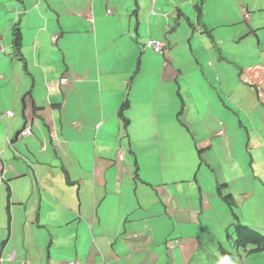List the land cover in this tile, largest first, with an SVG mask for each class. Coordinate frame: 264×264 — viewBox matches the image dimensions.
I'll use <instances>...</instances> for the list:
<instances>
[{"label": "crops", "instance_id": "obj_1", "mask_svg": "<svg viewBox=\"0 0 264 264\" xmlns=\"http://www.w3.org/2000/svg\"><path fill=\"white\" fill-rule=\"evenodd\" d=\"M15 26L24 62L13 58ZM148 40L162 42L163 54L146 48ZM210 53L214 74L219 66L239 72L228 88H221L222 81L211 85L207 96L201 90L205 81L199 82L205 72L200 61ZM247 69L264 87V0H0V218L6 216L0 257L16 256L3 264H205L196 227L214 203H225L200 184L199 209L176 210L167 183L149 189L150 181L141 177L140 160L149 163L159 118L149 88L159 82L161 93L164 85L176 86L170 103L178 99L182 109L185 100L203 94L202 105H194L180 126L196 129L200 146L209 144L206 163L218 142L231 143L233 152L237 143L241 148L239 130H258L264 142V92L255 84L243 90ZM125 101L126 132L141 137L137 145L147 149L139 153L133 140L134 156L114 134L123 129L118 111ZM245 101L250 107H243ZM178 117L173 115L174 128ZM26 126L32 134L19 136ZM257 145L251 150L264 148ZM134 161L146 185L136 181ZM210 163L199 169L213 174L214 189L227 185L234 216L241 206L236 192L244 184L233 188L231 182L257 175L237 167L226 179L217 175L222 164ZM31 204L33 211L26 207ZM165 220L171 223L168 232ZM225 222L221 230L230 235L232 222ZM183 223L191 231L182 233ZM211 259L207 264L222 262Z\"/></svg>", "mask_w": 264, "mask_h": 264}, {"label": "rangeland", "instance_id": "obj_2", "mask_svg": "<svg viewBox=\"0 0 264 264\" xmlns=\"http://www.w3.org/2000/svg\"><path fill=\"white\" fill-rule=\"evenodd\" d=\"M211 47H208V50ZM210 58L202 59L200 63L204 65L205 72H203V77L200 78V86H204V82L206 83L205 88L201 89L203 93L205 92L207 96L212 95V91L210 87L211 85H219L222 81L221 88H228V82L229 80H235L236 73L239 72L238 69L235 67H228L227 66H219L221 69L220 71H217L216 74H214V66H217L216 61L213 60L211 56H213V53H210ZM207 56V55H206ZM151 62L153 61V58L150 59ZM213 65V67H212ZM208 70H211L208 73ZM246 72V78L244 80V89L243 90H254V88H250V84H255L256 89L264 92V87L258 82V79L260 77L253 78L250 76L248 72H252L253 69H247ZM224 79H227L226 81ZM244 79V78H242ZM164 89H162L159 93V82L157 83L156 88H149L150 93L154 92L155 99L158 102V123L156 124L155 129L156 133L153 135L150 139L151 142L149 143V155L150 159H147L149 161L148 164H145L143 160L145 158H141L140 162L142 164V171H141V177L146 178L148 181H150L151 184L149 185H164V183H167L168 186L166 188V194L169 195V197L173 200V206L174 209H178L182 205H185L187 207H192L194 209H199V201H200V194H199V186L198 185H204L206 188H212L214 194L216 193V187L213 188V185L215 183V177H213V174H209L204 170V167H206V163L208 165H211L210 161H219L220 165L222 166L217 169L219 172L217 175L219 177H226V179H230V175H232L230 172L233 169L238 170L241 169L242 171L247 172V174L251 173L256 174L257 178H252L251 176L247 178V181L243 180H235L231 182V186L233 188H238L240 185L244 184V188L242 189V192H236L238 194V200L240 203V209L237 213L239 217V221L242 223L248 224L249 227L253 228L254 230H257L264 236V148L257 149V150H251L256 149V145L258 143V148H260L261 144L264 143L258 138H260V134L258 130L251 129L249 131V134H246L244 130L237 131V139L240 143L241 148L239 147L238 143L234 146V152L231 150V143L230 144H224L221 142L216 143L214 146L216 147V151L213 150V152H208L206 156L210 161L207 160L205 163V158L202 157V167L200 168V160L197 154L198 148H208L209 144H206L204 146H200L199 144H196L192 142V139L190 135L185 132L182 127L180 126V122L183 121L185 118H189L187 114L189 113V110L191 109L192 112L194 110V105L197 107L202 105V95L198 94L197 97L194 99L186 101V107L182 109V106H177L181 104L178 99H176L172 104L170 103V95L174 97V94H177L178 88L176 86L172 85H164ZM171 88V92L168 90ZM240 88H237L239 90ZM235 91V89H227ZM246 92L242 93L243 98L245 97ZM191 95V93H188L187 96ZM153 99V100H155ZM191 103V104H189ZM250 102L245 101L243 102V107H250ZM174 111V112H173ZM183 111V112H182ZM170 112V117L168 118V113ZM180 112V117H178L177 120L173 121L172 127V118L173 115H177ZM195 113V111H194ZM193 113V114H194ZM192 118H195L198 120L199 118L197 115L193 116ZM198 118V119H197ZM168 119L167 126H165L164 120ZM139 124L145 123L143 121L138 122ZM170 123V124H169ZM169 124V125H168ZM255 124L258 126L260 123L259 121L255 122ZM179 131H177V129ZM161 135H163L161 137ZM148 141V140H147ZM249 142V151L247 152L245 149V144ZM230 148V152L232 156L235 158V164L231 165L229 159H228V152L226 149ZM139 153L145 152L147 149L144 147H136L134 148ZM153 151L156 153L153 154ZM244 155H251L253 158V161L251 165H249L248 162L245 161ZM218 157H222L221 159H216ZM216 157V158H215ZM233 158V162H234ZM237 161V163H236ZM249 167V168H248ZM244 168H246L244 170ZM253 169V170H252ZM251 170L253 172H251ZM199 172V173H198ZM242 175V174H241ZM197 178V182L195 180ZM142 179V178H141ZM143 180V179H142ZM245 184L249 185L247 188ZM151 187H149L150 189ZM165 189V188H163ZM2 192L0 191V195ZM215 196V195H214ZM157 200H161L159 196L156 198ZM7 206V205H6ZM29 211H33V205L26 206ZM213 211L210 216L201 215L200 216V222L198 223L196 227V231L199 230L200 239L202 241V244L206 241L213 242V246H217L218 241L227 242V232L221 230V226H223L226 222V219L232 222L231 227V233L233 234L235 231V227L233 225L237 224L238 221L236 218L229 214L228 207L223 204L222 202L214 203L212 205ZM2 211V210H1ZM4 215V214H2ZM186 214L185 217L187 216ZM197 215V214H196ZM198 217V215H197ZM3 221L6 222V216L4 218H0V225H2ZM172 221H175L173 219ZM165 223L167 227H165V230L168 232L171 230L170 227V220H165ZM182 233H187L191 231V227L185 223L180 226ZM204 229V233H201V231ZM178 230V229H176ZM163 230H160V235H163ZM179 231V230H178ZM176 232V231H175ZM170 234L171 236L175 237L176 233ZM180 232V231H179ZM234 236V235H233ZM0 242L4 239H6V236L0 235ZM160 238V237H159ZM158 238V239H159ZM211 238V239H210ZM208 243V242H207ZM204 253V252H203ZM217 255V254H216ZM218 256V255H217ZM200 261L202 260L205 264L209 262V259H205V254H201ZM218 258V257H217ZM221 259V258H220ZM211 260L215 261L214 258ZM222 260V259H221ZM223 261V260H222ZM224 262V261H223ZM232 264H264V251L259 255V257L251 256L248 259L245 257L243 258V261L239 257H236L235 261H232ZM222 264H231V263H222Z\"/></svg>", "mask_w": 264, "mask_h": 264}, {"label": "trees", "instance_id": "obj_3", "mask_svg": "<svg viewBox=\"0 0 264 264\" xmlns=\"http://www.w3.org/2000/svg\"><path fill=\"white\" fill-rule=\"evenodd\" d=\"M199 10H201V8ZM12 37H13V40H12L13 58L24 62V59L21 53V47H22L21 41L22 40L20 37V30L18 26L14 27ZM147 43L148 42H146V48L154 52L150 47L147 46ZM163 52H164V44H163V48L161 49V51L154 52V53L163 54ZM23 67L24 69L26 68L25 63ZM128 103L129 101H125L122 107L118 111V119H119V122H121V127L123 129L119 127L120 129L118 130V132H114V134L118 137L121 146H125L128 152L134 156L135 153L132 152L131 145L135 144L136 146H138L137 143H140L142 141V138L136 137L135 135H132V134L129 135V133L126 132L127 124L129 122L128 118L125 116V113L127 112L129 108ZM181 113L182 112H180L179 114ZM182 129L190 135L192 142H194L195 137L193 134L196 133L197 130L193 129L192 132H190V130L185 125L182 127ZM203 131L204 130H202V132ZM202 132H199V134H201ZM19 136H20V132H19ZM132 141H133V144H132ZM194 143L197 144L196 141ZM201 150H197V154L200 160L199 166H202V157L205 153V150H202V151ZM153 154L156 155L154 151H153ZM244 157H245V161L251 164V161H252L251 157H248L246 155H244ZM234 163H235V158H234ZM134 164L136 167V176H135L136 181H140L141 185L143 184L146 185L147 183L143 182L144 180L139 178V173L137 169H139L140 164L138 166L137 161H134ZM147 185H149V183ZM150 187L154 189L152 185H150ZM224 188H225V184H220L217 186V191L219 193L218 195L224 201L230 213H232L234 211V201L233 202L230 201V199L232 200L233 198L230 194H226L225 192L226 189ZM235 216L238 217L237 214H234V217ZM234 227H235V231L233 234L230 233L229 235L227 233V236H226L227 244L226 242L218 241L217 246H213L214 245L213 242L205 240V242L201 246L205 254V257L207 256V257L215 258V259L216 257H219L222 260H224V262L231 263V264H232L231 260L235 261L236 257H239L241 261L246 256L259 257V255L264 251V236L257 230H254L253 228L249 227L248 224L246 223L238 222L237 224L234 225ZM201 231H203L202 233H204V229H202ZM228 235H229V238H228ZM224 244H226L227 246ZM224 262L222 261L220 264Z\"/></svg>", "mask_w": 264, "mask_h": 264}, {"label": "clouds", "instance_id": "obj_4", "mask_svg": "<svg viewBox=\"0 0 264 264\" xmlns=\"http://www.w3.org/2000/svg\"><path fill=\"white\" fill-rule=\"evenodd\" d=\"M65 80V83H66V79H63V80H61V84L62 85H64L65 83H63V81ZM12 114H11V112L9 111V112H6V116H11ZM32 134V130H31V128H30V126H26V127H24L21 131H20V136H23V137H26V136H30ZM219 134H221V135H224V132L222 133V132H220ZM207 150V148H198L197 150ZM201 150V151H202ZM126 151H127V149H126ZM119 153V155L122 153V151L121 152H118ZM120 159H121V156L119 157ZM220 185V184H219ZM218 186V185H217ZM227 185H225V187H226ZM216 192L218 193V191H217V187H216ZM14 257H16L15 256V254H13V253H10V254H8V256L7 257H5L4 259L2 258V257H0V264H3L4 262H6V261H8V262H12L13 260H14ZM242 261H243V259H242ZM71 264H74V263H71Z\"/></svg>", "mask_w": 264, "mask_h": 264}, {"label": "built area", "instance_id": "obj_5", "mask_svg": "<svg viewBox=\"0 0 264 264\" xmlns=\"http://www.w3.org/2000/svg\"><path fill=\"white\" fill-rule=\"evenodd\" d=\"M147 46L150 47L154 52H159L163 48V43L156 40H148ZM63 83H65V80Z\"/></svg>", "mask_w": 264, "mask_h": 264}]
</instances>
